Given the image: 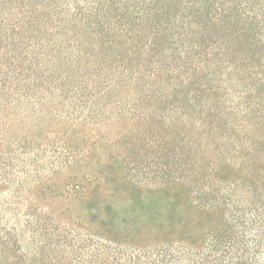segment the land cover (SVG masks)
Here are the masks:
<instances>
[{
    "label": "trees",
    "instance_id": "16d2710c",
    "mask_svg": "<svg viewBox=\"0 0 264 264\" xmlns=\"http://www.w3.org/2000/svg\"><path fill=\"white\" fill-rule=\"evenodd\" d=\"M0 264H264V0H0Z\"/></svg>",
    "mask_w": 264,
    "mask_h": 264
},
{
    "label": "rangeland",
    "instance_id": "374dc122",
    "mask_svg": "<svg viewBox=\"0 0 264 264\" xmlns=\"http://www.w3.org/2000/svg\"><path fill=\"white\" fill-rule=\"evenodd\" d=\"M102 193H104L103 199L106 200L107 202L112 203L116 207L120 215L122 216L126 215L125 211L127 209L126 205L129 203L128 199H125L123 196H118V195L112 196L113 192L104 191ZM174 195H175V192L172 191V192H169V194H165L157 198L159 200L158 205L160 206V209L163 212L169 211L170 207L173 205L174 199H175ZM48 203L52 207H55V208H70L73 205L69 200H59V199H54V200L51 199Z\"/></svg>",
    "mask_w": 264,
    "mask_h": 264
}]
</instances>
